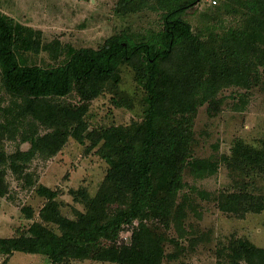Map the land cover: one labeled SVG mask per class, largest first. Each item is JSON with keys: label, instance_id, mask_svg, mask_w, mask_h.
Instances as JSON below:
<instances>
[{"label": "trees", "instance_id": "16d2710c", "mask_svg": "<svg viewBox=\"0 0 264 264\" xmlns=\"http://www.w3.org/2000/svg\"><path fill=\"white\" fill-rule=\"evenodd\" d=\"M201 1L119 0L117 14L120 16L136 15L144 10L161 12L163 30L158 37L138 43L127 32L115 34L97 50L69 45L61 50L59 42L43 46L39 33L15 24L0 12L2 86L13 98L24 102L18 121L31 116L41 123H49L52 129L41 138L23 134V140L31 142L30 150L10 155L1 143L4 137L13 138L15 131L0 123V197L9 194L8 170L17 177L22 175L36 155L55 156L70 137L80 139L88 129L85 106L63 110L66 108L52 104L47 110L45 102L67 98L74 92L81 100L94 99L124 64L136 69L146 94L141 122L102 130L92 142L93 148L102 144L98 153L108 169L97 195L86 200V212L70 222L61 210L59 192L40 186L36 193L46 203L39 210V219L25 232L0 238V254L43 255L50 264L103 261V241L116 237L124 226L138 221L131 244L118 246L114 262L162 264V243L167 236L148 222H159L166 229L174 223L181 229L187 198L183 204L178 198L185 185V168L196 178L216 174L220 161L231 168L259 165L264 170V151L248 148L241 142L233 148L231 156H223L221 160H187L191 130L190 119L185 114L200 100L215 105L219 88L236 83L237 63L246 64L254 52L249 40L238 33L230 32L223 37L209 34L206 40L195 34L184 15ZM228 1H238L258 19L264 17V0ZM41 51L50 52L53 60L66 53L67 59L62 65L46 68L28 64L22 55V52L38 54ZM218 206L223 213L236 217L259 214L264 212V197L257 198L244 187L223 194ZM22 212L30 220L34 218L32 208H23ZM171 242L179 246L177 240ZM230 249L231 264H264V249L247 240H238Z\"/></svg>", "mask_w": 264, "mask_h": 264}, {"label": "rangeland", "instance_id": "374dc122", "mask_svg": "<svg viewBox=\"0 0 264 264\" xmlns=\"http://www.w3.org/2000/svg\"><path fill=\"white\" fill-rule=\"evenodd\" d=\"M119 0H0V12L8 15L15 24L40 34L43 46L59 42L62 48H101L105 41L127 32L132 41L147 42L158 37L163 30L161 12L144 10L136 15L117 14ZM215 2V3H214ZM238 2V1H237ZM228 0H202L189 9L184 19L195 34L203 40L208 35L223 37L233 32L251 43L254 52L245 64L237 63L235 84L221 86L216 93L215 105L201 101L190 107L185 116L190 119V156L193 159L231 156L233 148L241 142L246 147L264 151V17L258 19L249 9ZM261 55L258 59L257 56ZM28 64L52 68L65 63L66 53L58 60L51 53L22 52ZM145 91L138 81L133 65H121L116 77L101 95L89 101L81 100L74 92L64 99L45 102V109L55 104L58 108L77 109L85 106L84 119L88 129L80 139L70 137L55 156L36 155L22 175L10 170L6 180L9 194L0 197V238H10L25 232L39 219V210L46 200L36 193L45 186L59 192V202L65 217L76 221L86 212L89 198H94L106 176L108 165L92 142L98 133L111 127H130L141 122L144 114ZM24 102L6 92L0 75V123L15 131L13 138L4 137L1 143L7 154L27 152L30 140L24 136L41 138L51 132L48 124L31 116L18 121ZM184 188L178 202L184 203L182 226L174 223L166 229L159 222H148L164 232L162 264H231L230 247L238 240H247L264 249V212L247 213L236 217L219 209L221 197L226 192L248 188L257 198L264 197V170L261 166L240 165L231 168L222 161L218 171L205 178L194 177L188 168L183 171ZM186 196V197H185ZM86 197V198H85ZM30 207L34 218L30 220L23 208ZM139 225H126L112 239L104 240L101 250L105 260L69 261L66 264H116L113 257L121 245H130L132 234ZM55 228V227H54ZM56 230V228H55ZM19 231V233H18ZM18 233V234H17ZM177 240L179 246L171 240ZM0 264H50L43 255L15 253L0 254Z\"/></svg>", "mask_w": 264, "mask_h": 264}, {"label": "built area", "instance_id": "2783aa9c", "mask_svg": "<svg viewBox=\"0 0 264 264\" xmlns=\"http://www.w3.org/2000/svg\"><path fill=\"white\" fill-rule=\"evenodd\" d=\"M215 3V2H214Z\"/></svg>", "mask_w": 264, "mask_h": 264}]
</instances>
